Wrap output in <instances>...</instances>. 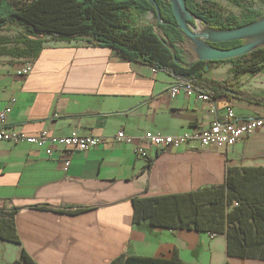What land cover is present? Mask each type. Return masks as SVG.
Instances as JSON below:
<instances>
[{
  "label": "crops",
  "instance_id": "crops-1",
  "mask_svg": "<svg viewBox=\"0 0 264 264\" xmlns=\"http://www.w3.org/2000/svg\"><path fill=\"white\" fill-rule=\"evenodd\" d=\"M25 34L18 23L0 28V109L11 108L4 127L27 135L76 130L104 141L67 153V170L59 149L48 157L43 147L29 143L0 145V218H12L18 235V241L0 237V264H13L22 251L39 264H108L122 253L204 264L182 258L185 251L196 253L200 232L135 223L133 198L220 184L228 167H264V124L228 148L159 149L142 142L148 154L142 157L134 144L146 131L202 130L222 119L228 107L238 121L264 119V68L240 76L243 98L228 93L202 101L183 91L171 98L168 89L179 78L128 61L87 36L43 40L32 58L22 53ZM29 58L32 70L17 75ZM231 75V62L213 63L207 73L217 80ZM120 129L134 144L114 139ZM221 235L225 257L212 254L206 264H264L228 256Z\"/></svg>",
  "mask_w": 264,
  "mask_h": 264
},
{
  "label": "trees",
  "instance_id": "trees-1",
  "mask_svg": "<svg viewBox=\"0 0 264 264\" xmlns=\"http://www.w3.org/2000/svg\"><path fill=\"white\" fill-rule=\"evenodd\" d=\"M229 1L236 5L244 2ZM156 2L160 23L147 0H27L18 5L0 0V28L18 23L26 32L22 53L32 58L38 55L43 40L70 41L87 36L90 41L111 47L128 61L182 79L211 98L228 93L243 98L245 93L237 85L239 78L247 71L256 73L264 68V46L235 58L210 61L207 69L206 61L187 62L182 48L184 33L177 26L169 0ZM186 6L215 28L242 25L262 16L247 7L242 19L236 20L224 16L223 8L212 0H186ZM148 12L153 13L155 22L136 27L138 17ZM239 44L240 41H231L214 45L230 48ZM219 62L232 63L230 77L217 80L207 76L211 63ZM133 208L135 223L146 221L151 226L195 230L211 236L224 234L228 256L264 260V167H228L223 183L185 192L134 197ZM0 237L18 241L12 218H0ZM13 264L39 263L22 251ZM108 264L188 263L177 257L122 253Z\"/></svg>",
  "mask_w": 264,
  "mask_h": 264
},
{
  "label": "built area",
  "instance_id": "built-area-1",
  "mask_svg": "<svg viewBox=\"0 0 264 264\" xmlns=\"http://www.w3.org/2000/svg\"><path fill=\"white\" fill-rule=\"evenodd\" d=\"M33 61L27 59L24 61L16 73L19 76H25L32 70ZM153 70H156L153 68ZM181 91L185 95L194 97L198 100L209 101L211 97L204 92L197 91L190 83L179 79L168 89L171 98H175ZM15 99L12 98L11 102ZM11 108L6 105L0 109V145L3 142L19 144L22 142L29 143L37 147H43L46 156H51L56 149L61 150L63 169L67 170L70 165V159L65 157L69 152L76 150H89L96 147L104 141V138L95 134H81L76 130L66 135H52L47 130H41L35 135H27L24 132L4 127L7 116ZM264 124L262 118H247L238 121L235 118L231 107L227 108L226 114L222 119H215L211 124L195 132H184L180 135H166L160 132L146 131L138 142L134 144L135 138L127 135L122 129L117 131L114 136L116 141L134 144V153L142 157H148L147 151L141 146L142 142H148L156 148L162 149L169 146H180L183 144H197L198 146L216 145L219 147H231L243 137L258 129Z\"/></svg>",
  "mask_w": 264,
  "mask_h": 264
},
{
  "label": "water",
  "instance_id": "water-1",
  "mask_svg": "<svg viewBox=\"0 0 264 264\" xmlns=\"http://www.w3.org/2000/svg\"><path fill=\"white\" fill-rule=\"evenodd\" d=\"M153 6L156 21H161L160 8L156 0H147ZM177 26L184 33L185 48L191 52L193 60L220 61L247 54L264 46V15L254 21L229 28H215L202 18L190 12L186 0H169ZM242 41L241 44L221 48L214 44ZM169 47L171 45L167 43ZM177 62L179 60L176 59ZM183 63V62H182Z\"/></svg>",
  "mask_w": 264,
  "mask_h": 264
},
{
  "label": "rangeland",
  "instance_id": "rangeland-1",
  "mask_svg": "<svg viewBox=\"0 0 264 264\" xmlns=\"http://www.w3.org/2000/svg\"><path fill=\"white\" fill-rule=\"evenodd\" d=\"M14 5H18L27 0H10ZM201 1V0H198ZM216 2L223 8V15L233 16L236 20H241L243 13L246 11L247 7H251L257 10L261 15H264V0H244L242 5H236L235 3L229 0H212ZM155 18L152 12H148L144 15L138 17L135 22V26H141L147 23H154ZM158 30V29H157ZM159 31V30H158ZM160 32V31H159ZM183 53L186 60L192 59V54L185 48V43L183 44ZM213 65V63H211ZM216 70V69H215ZM200 241L197 246L196 253L193 251H185L182 253V258L190 262H203L206 264V261L210 259L213 254L214 258L223 259L225 257V238L223 235H216L213 240L215 242L211 246L210 236L205 232H200Z\"/></svg>",
  "mask_w": 264,
  "mask_h": 264
},
{
  "label": "flooded vegetation",
  "instance_id": "flooded-vegetation-1",
  "mask_svg": "<svg viewBox=\"0 0 264 264\" xmlns=\"http://www.w3.org/2000/svg\"><path fill=\"white\" fill-rule=\"evenodd\" d=\"M242 43V41H240V44Z\"/></svg>",
  "mask_w": 264,
  "mask_h": 264
}]
</instances>
